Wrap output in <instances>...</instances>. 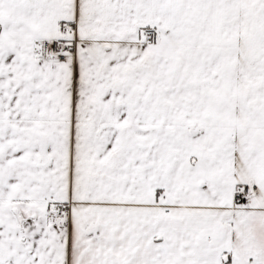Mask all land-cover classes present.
Wrapping results in <instances>:
<instances>
[{
    "label": "snow or ice",
    "instance_id": "1",
    "mask_svg": "<svg viewBox=\"0 0 264 264\" xmlns=\"http://www.w3.org/2000/svg\"><path fill=\"white\" fill-rule=\"evenodd\" d=\"M0 264H264V0H0Z\"/></svg>",
    "mask_w": 264,
    "mask_h": 264
}]
</instances>
